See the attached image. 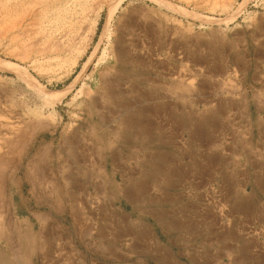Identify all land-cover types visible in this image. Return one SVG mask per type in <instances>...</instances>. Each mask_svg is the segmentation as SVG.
Listing matches in <instances>:
<instances>
[{"label":"rangeland","instance_id":"rangeland-1","mask_svg":"<svg viewBox=\"0 0 264 264\" xmlns=\"http://www.w3.org/2000/svg\"><path fill=\"white\" fill-rule=\"evenodd\" d=\"M0 155V264H264V0H0Z\"/></svg>","mask_w":264,"mask_h":264},{"label":"bare ground","instance_id":"bare-ground-1","mask_svg":"<svg viewBox=\"0 0 264 264\" xmlns=\"http://www.w3.org/2000/svg\"><path fill=\"white\" fill-rule=\"evenodd\" d=\"M35 19V18H34ZM120 52V51H119ZM122 53V52H121ZM133 62V61H132ZM135 62H138V61H135ZM108 94V93H107ZM129 112V111H128ZM127 112V110H126V112H125V114L126 113H128ZM131 113V112H130ZM118 114H120V113H118ZM126 117V116H125ZM144 117V116H143ZM197 119V118H196ZM201 119V118H200ZM210 119V118H209ZM121 120H123V122L127 125V127H128V129L129 128H136L137 126H139L140 127V125L141 124H139L138 123V121L136 120V118H135V116H134V114L132 113V114H129L126 118H123V119H121ZM204 120V119H203ZM122 122V123H123ZM198 122V121H197ZM211 122V121H210ZM147 123V122H146ZM198 124H200V123H198ZM207 124H208V122L207 121H204V122H202L201 124H200V128H199V130L202 132V130L203 129H205V127L207 126ZM213 126V125H212ZM145 127V126H144ZM18 130V129H17ZM150 130V129H149ZM194 130V129H193ZM12 131H14V130H12ZM202 134V133H201ZM20 135H21V133H20ZM23 135H25V134H23ZM135 135V134H134ZM205 136V135H204ZM14 137V136H13ZM15 138V137H14ZM18 138V137H17ZM25 139V138H24ZM21 143V142H20ZM73 151V150H72ZM72 154V153H71ZM74 156V155H73ZM161 158H163V157H161ZM160 158V159H161ZM4 159L5 158H3V157H1V155H0V174H2V172H3V169L5 168V161H4ZM164 159V158H163ZM41 162V161H40ZM40 164V163H39ZM39 168V167H38ZM159 168V167H158ZM6 169V168H5ZM160 169H161V167H160ZM162 172V171H161ZM164 178V177H163ZM264 178V177H263ZM167 180L169 181V179L167 178ZM72 181V180H71ZM172 181V180H171ZM170 184V183H169ZM174 184V183H173ZM259 184V183H258ZM131 190V189H130ZM67 191H70V190H67ZM133 191V190H132ZM131 192V191H130ZM129 192V193H130ZM133 192H131V194H132ZM135 193V192H134ZM139 193V192H138ZM137 194V193H136ZM135 194V195H136ZM1 195V194H0ZM71 195H76V194H72L71 193ZM139 195V194H138ZM138 195H136V196H138ZM134 197V196H133ZM72 199V198H71ZM76 200V199H75ZM42 218H44L45 219V217L44 216H42ZM1 228H2V226H0V230H1ZM4 229V228H3ZM2 229V230H3ZM5 231V230H4ZM3 232V231H2ZM2 232H1V234L0 235H2ZM134 233V232H133ZM3 234H4V232H3ZM138 234V233H137ZM22 236L24 235V234H21ZM139 235V234H138ZM144 236V235H143ZM146 236V235H145ZM24 237H26L27 238V235H24ZM29 238V237H28ZM32 239V238H31ZM35 239V238H34ZM32 243H33V246H35L34 244H36V243H34V241H31ZM30 245V244H29ZM32 246V245H31ZM34 248V247H33ZM18 252V251H17ZM11 253V256H13L14 255V257H15V252H10ZM12 253H13V255H12ZM6 254V253H5ZM24 256V255H23ZM16 257H17V255H16ZM19 257H21V255L19 256L18 255V257L17 258H19ZM16 258V259H17ZM15 259V258H14ZM5 260V259H4ZM12 262H14L15 264H22V262H20V260H19V262H18V260H12ZM25 261H23V263H24ZM25 264H26V262H25Z\"/></svg>","mask_w":264,"mask_h":264}]
</instances>
